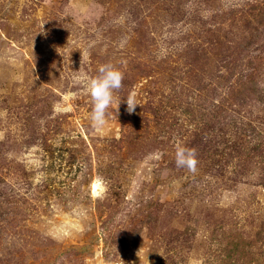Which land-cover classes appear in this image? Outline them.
<instances>
[{
  "label": "rangeland",
  "instance_id": "1",
  "mask_svg": "<svg viewBox=\"0 0 264 264\" xmlns=\"http://www.w3.org/2000/svg\"><path fill=\"white\" fill-rule=\"evenodd\" d=\"M122 261L264 264V0H0V264Z\"/></svg>",
  "mask_w": 264,
  "mask_h": 264
},
{
  "label": "clouds",
  "instance_id": "2",
  "mask_svg": "<svg viewBox=\"0 0 264 264\" xmlns=\"http://www.w3.org/2000/svg\"><path fill=\"white\" fill-rule=\"evenodd\" d=\"M50 3V0H45ZM98 75L90 79L88 88L93 104L91 111V122L94 129H102L110 116L108 109L116 104L117 109L121 104L120 98L116 95L123 88L124 73L112 64L101 65ZM129 114L135 112L138 103L136 94L130 93L125 101ZM196 150L177 145L175 152V164L177 168H185L189 172L196 173L198 166ZM139 254V253H138ZM123 264V261H122Z\"/></svg>",
  "mask_w": 264,
  "mask_h": 264
}]
</instances>
